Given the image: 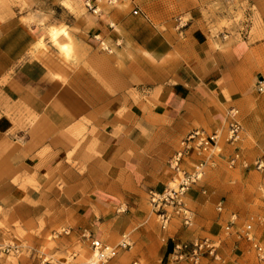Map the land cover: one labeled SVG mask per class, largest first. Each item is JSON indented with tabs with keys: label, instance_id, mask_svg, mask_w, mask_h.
Masks as SVG:
<instances>
[{
	"label": "crops",
	"instance_id": "crops-1",
	"mask_svg": "<svg viewBox=\"0 0 264 264\" xmlns=\"http://www.w3.org/2000/svg\"><path fill=\"white\" fill-rule=\"evenodd\" d=\"M149 1L150 14L165 18V4L161 11L160 0ZM142 2L131 0L140 4L137 15L94 16L86 6L93 15H75L62 0H0V207L9 228L0 231V242L21 243L12 234L15 221L43 233L61 226L56 246L47 250L57 264H86L77 260L89 256L93 239L115 249L109 264H121L126 251L117 240L129 229L135 248L156 242L161 250L156 258L128 250L130 263L166 261L185 242L170 234V221L162 229L145 219L146 195L163 193L172 181L168 162L180 140L194 128L222 130L227 112L257 87V74L264 79V0H182L184 41L175 73L149 59L166 58L177 41L171 23L158 30ZM239 14L243 19L235 23ZM61 24L76 58L61 56L48 37L47 28ZM252 59L257 70L246 77ZM200 155L191 150L183 169L191 171L189 161L200 162ZM26 232L29 260L37 264L46 254L44 237Z\"/></svg>",
	"mask_w": 264,
	"mask_h": 264
},
{
	"label": "rangeland",
	"instance_id": "rangeland-1",
	"mask_svg": "<svg viewBox=\"0 0 264 264\" xmlns=\"http://www.w3.org/2000/svg\"><path fill=\"white\" fill-rule=\"evenodd\" d=\"M143 1L141 6L142 9L150 14L151 8L154 6L149 0ZM161 5H158L163 11L165 4L166 17L154 18L150 16V21L153 22L158 30L164 31V24H170V31L176 42L174 50L169 53L166 58H161L158 61H154L158 68L164 71L176 72V68L173 66L174 61L180 57L181 51L179 50V43L184 41L183 35L179 31L183 28V23L186 20V16L180 17L184 10V4L182 0H160ZM166 2V3H164ZM62 5L75 15H93L85 8L84 4L80 0H62ZM140 4H137L139 6ZM134 6L131 4V0H101V4L97 6L98 13L94 16H99L107 12L120 13L125 10H131ZM157 16V15H156ZM155 16V17H156ZM162 16V15H161ZM235 23H240L243 19V15H234ZM150 21H144L149 23ZM226 21H222L221 25H228ZM260 23V20L255 18L253 20V28H256ZM143 23H140L142 26ZM114 28V27H113ZM55 30L57 35L55 38L51 37V31ZM214 30V32H216ZM116 31V30H114ZM47 34L50 41L59 50L60 55L66 59L73 57V43L71 35L64 25L60 26H49L47 28ZM61 36L66 38L65 41L59 40ZM255 36H252V39ZM100 40V38H98ZM100 42V41H99ZM98 42V47L101 49L107 45V42ZM39 47L46 49L45 43L42 39L37 42ZM78 55V54H77ZM259 52H253V57H258ZM75 57V56H74ZM73 57V58H74ZM77 57V56H76ZM75 57V58H76ZM79 57V56H78ZM253 58V59H254ZM252 59L251 68H246V77L250 73H254L257 69L254 67V60ZM250 69V70H249ZM264 70V69H263ZM254 78V75H252ZM259 79H262L257 74ZM255 79V78H254ZM257 85V84H256ZM224 94L228 97L227 90H223ZM238 118L240 120L242 130L240 139L237 142L230 144L225 140L227 123L224 124V128L219 130V136L217 143L212 146L208 151L201 153L200 157L203 158L202 175L198 181L192 183L190 187L183 194L182 200L187 208V214L191 217V224L185 225L180 215L172 214L169 225V232L174 238H180L185 243H190L196 239L208 238L218 243L217 254L218 258L214 259L208 254H203L198 264H243L248 262L249 264H264V257L259 258L254 251L252 244L239 235L235 231L242 233L245 230L246 225L250 224V234L255 240L259 241L263 247L264 252V91H258L257 87L255 90L246 97L242 105L237 107ZM181 147V140L178 142L177 149ZM175 150V151H176ZM232 154H238V161L242 163L239 165L237 160L230 165L229 158ZM196 158V156H194ZM262 162V168L257 169L255 162ZM195 162L189 161V168L193 167ZM180 174L174 175L173 180L169 182V187L176 188L178 184V178ZM149 201L148 195H146ZM222 201L224 208L221 212H218L215 208L216 203ZM167 210L170 211L172 208L166 206ZM149 213L145 219H148L149 223L152 222L157 225L159 224V217L152 210V205L149 202ZM231 213L236 214L235 224L231 231L226 232L224 226L226 225ZM0 231L5 234L9 233V228L4 221L6 219V213L0 207ZM148 223V224H149ZM42 225L43 221H39ZM15 230L12 232L13 237L18 239L21 243H15L11 237L5 238L0 242V260L5 261V264H31L29 257L31 255L32 243L27 237V229L31 234H37L44 237V244L42 251L46 254L40 258L37 264L44 258L46 259L42 264H57L54 259L55 256L47 250L56 246L55 237L61 233V226H56L52 231H41V227L37 229L35 227H28L23 229L20 227L18 221L13 223ZM158 229V228H157ZM154 229L155 234L159 233V229ZM153 230V231H154ZM157 236V235H156ZM128 239L130 246L121 247L122 251L125 252V256L119 259L121 264H130L131 259L127 257V251L130 253L142 252L144 249L150 256H159L160 249L159 244L148 245L142 244L141 248H135V238L132 236L131 229H129L123 238H119V243L122 239ZM116 242H114L115 244ZM111 244V245H114ZM111 247V246H110ZM131 247V249H129ZM7 249H9L7 251ZM110 248L105 251L108 253ZM79 252H83V249L79 248ZM130 255V254H128ZM139 255V254H137ZM114 257L107 259V264L112 261ZM69 260L71 258L69 257ZM92 260H96L94 256L93 248L89 250V256L85 258L81 257L77 261H83L86 264H90ZM142 264H154L158 263V259L152 262H145L143 258L140 259ZM182 261H173L172 253L169 259L166 261H159L161 264H180ZM192 264V263H191Z\"/></svg>",
	"mask_w": 264,
	"mask_h": 264
},
{
	"label": "built area",
	"instance_id": "built-area-1",
	"mask_svg": "<svg viewBox=\"0 0 264 264\" xmlns=\"http://www.w3.org/2000/svg\"><path fill=\"white\" fill-rule=\"evenodd\" d=\"M85 6L92 13L98 12L97 7L91 4L89 1L85 2ZM131 12L133 15H137L140 13V8L138 6H135ZM257 90L260 92L264 91V79L258 80ZM241 130L242 126L238 118V110L235 108H231L227 112V129L225 140L230 144L237 142L240 139ZM218 136L219 130L207 132L201 128L192 129L181 141V147L174 152L168 162L169 168L174 172V175L180 174L176 188L169 187L167 185L163 193L158 194L152 191L149 192L148 197L150 204L159 217V223L162 229H165L167 227L173 213L180 215L185 225H189L191 223V217L189 214H187L188 210L185 207L182 197L185 191L190 187V185L200 179L204 161L201 160L200 162L196 163L191 171H185L181 166V162L191 150H195L198 153L208 151L217 143ZM237 159L238 154H232L229 158V164L232 165ZM255 164L257 169L262 168L263 164L261 161L257 160ZM166 206L171 207L172 209L168 211ZM215 208L218 212H221L224 208L223 202L218 201ZM235 220L236 214L231 213L226 225L224 226L226 232L231 231L233 225L235 224ZM250 228L251 225L248 224L246 225L245 230L242 233H240L239 231L235 232L246 238L252 244L256 255L259 258H263V247L259 241L255 240L254 237H252V235L250 234ZM90 244L94 250H97L99 255L98 262L93 264H103L105 261H107L108 258H111L115 255L116 251L113 248H110L108 253H105V251L108 250L109 247L102 245L96 239L91 240ZM117 246L127 247L130 246V242L128 241V239L124 238L117 244ZM217 248L218 243L208 238H202L199 240L196 239L190 243L179 242L176 243L173 247L172 259L173 261L187 260L192 264H198L201 256L205 253L212 256L214 259L218 258ZM8 250L9 249H7V251ZM130 264L139 263L137 261H133ZM243 264L249 263L244 262Z\"/></svg>",
	"mask_w": 264,
	"mask_h": 264
},
{
	"label": "bare ground",
	"instance_id": "bare-ground-1",
	"mask_svg": "<svg viewBox=\"0 0 264 264\" xmlns=\"http://www.w3.org/2000/svg\"><path fill=\"white\" fill-rule=\"evenodd\" d=\"M56 35H57V32H56L55 30H52V31H51V37H52V38H55ZM93 251H94V256H96V260H92L90 264L97 263L98 260H99V255H98L97 250H94V249H93Z\"/></svg>",
	"mask_w": 264,
	"mask_h": 264
}]
</instances>
